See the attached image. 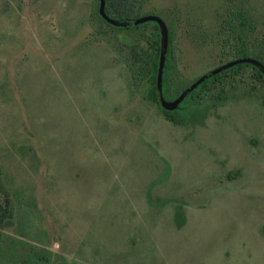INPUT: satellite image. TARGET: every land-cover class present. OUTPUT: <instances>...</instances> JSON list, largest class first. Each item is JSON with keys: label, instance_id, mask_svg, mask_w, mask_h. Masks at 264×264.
Returning a JSON list of instances; mask_svg holds the SVG:
<instances>
[{"label": "rangeland", "instance_id": "rangeland-1", "mask_svg": "<svg viewBox=\"0 0 264 264\" xmlns=\"http://www.w3.org/2000/svg\"><path fill=\"white\" fill-rule=\"evenodd\" d=\"M137 3L173 33L175 89L233 59L239 11L264 37V0ZM99 6L0 0V264H264V83L176 125Z\"/></svg>", "mask_w": 264, "mask_h": 264}, {"label": "trees", "instance_id": "trees-1", "mask_svg": "<svg viewBox=\"0 0 264 264\" xmlns=\"http://www.w3.org/2000/svg\"><path fill=\"white\" fill-rule=\"evenodd\" d=\"M141 3L137 0H107L106 13L125 25H112L100 14V6L95 12L98 18L115 30L133 32L130 37H125L132 43L127 63L135 76L142 74L152 84L149 94L151 100L155 101L162 109L165 117L176 125L203 124L210 110L217 109L230 96L255 95L262 97V84L264 73L256 65L248 62L238 63L221 72L212 75L200 84L195 90L181 102L174 110L165 109L160 104L157 93V76L160 65L162 49V33L159 24L154 21H146L135 24V20L144 16L140 14ZM151 15V14H150ZM239 22L235 25L232 18H228L222 26H230L235 31L231 50L233 61L240 58H254L264 64V37L255 39L250 37L247 31L254 30L251 18L239 11ZM152 25V28H148ZM168 26V24H167ZM169 29V26H168ZM250 29V30H249ZM173 33L169 31V47L164 70L163 92L168 100L176 99L187 87L173 88L172 84V57ZM212 71V70H211ZM196 81V80H195ZM209 97L210 102H206ZM14 205L7 187L0 181V227L12 223L14 218ZM176 222L181 228L185 222V214L181 207L176 210ZM264 233V227H263Z\"/></svg>", "mask_w": 264, "mask_h": 264}, {"label": "water", "instance_id": "water-1", "mask_svg": "<svg viewBox=\"0 0 264 264\" xmlns=\"http://www.w3.org/2000/svg\"><path fill=\"white\" fill-rule=\"evenodd\" d=\"M106 1L107 0H100V14L103 16V18L108 21L112 25H125L124 22H119L116 19L110 17L106 11ZM154 20L156 21L160 28H161V33H162V49H161V56H160V65L158 69V76H157V93H158V98L160 101V104L162 107L165 109H170L174 110L179 107L181 102L191 93L193 90H195L200 84H202L205 80L210 78L212 75L217 74L221 72L222 70H225L233 65H236L238 63H243V62H248L256 65L259 67L262 72L264 73V64L260 62L257 59L254 58H240L236 59L230 62H227L214 70L210 71L209 73H206L199 77L194 83H192L189 87H187L182 93L174 100H167L164 96L163 92V85H164V70H165V65H166V58H167V52H168V47H169V29L167 26L166 21L158 16V15H144L137 20H135V24H140L146 21Z\"/></svg>", "mask_w": 264, "mask_h": 264}]
</instances>
